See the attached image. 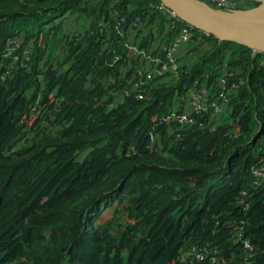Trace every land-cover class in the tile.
I'll use <instances>...</instances> for the list:
<instances>
[{
	"label": "trees",
	"instance_id": "trees-1",
	"mask_svg": "<svg viewBox=\"0 0 264 264\" xmlns=\"http://www.w3.org/2000/svg\"><path fill=\"white\" fill-rule=\"evenodd\" d=\"M159 4L0 0V264H264V54Z\"/></svg>",
	"mask_w": 264,
	"mask_h": 264
},
{
	"label": "water",
	"instance_id": "water-1",
	"mask_svg": "<svg viewBox=\"0 0 264 264\" xmlns=\"http://www.w3.org/2000/svg\"><path fill=\"white\" fill-rule=\"evenodd\" d=\"M158 1L191 28L243 45L252 56L264 54V0L248 8H220L204 0Z\"/></svg>",
	"mask_w": 264,
	"mask_h": 264
},
{
	"label": "built area",
	"instance_id": "built-area-1",
	"mask_svg": "<svg viewBox=\"0 0 264 264\" xmlns=\"http://www.w3.org/2000/svg\"><path fill=\"white\" fill-rule=\"evenodd\" d=\"M212 2L214 3L213 5L216 6V7H220V8H232L234 7L233 4L229 3L227 0H212ZM159 8L161 9H164L166 12H168L171 16H174V14L163 7V5L160 3L158 5ZM139 18L138 17H135L134 21H133V26H136V23L138 22ZM125 21V18L124 17H119V20L117 21L118 23H123ZM117 30V28H116ZM190 36V31H189V28L185 27L182 29V32L176 37L175 39V43L173 45V47L169 50L168 54H167V57H166V62L162 64V66L160 67V69L158 70H155L153 73H158V74H161L163 71H165L166 69V66L170 65L172 68H175V62H174V59L171 55V52L172 50L174 51L175 48L182 42L186 41ZM23 55L27 58L28 57V54L26 52L23 53ZM150 73H148L147 77H150ZM220 83L221 85L223 86L224 85V80L221 79L220 80ZM205 91L204 90H199L196 92V94H193L194 96V100H193V106L196 108V109H204L201 107L200 103L198 102V100H200L201 102H203L205 100V98L202 97V94L204 93ZM220 96H222V93L219 94ZM141 97V96H140ZM212 105H214L212 103ZM216 109V107H215ZM205 110V109H204ZM263 171H264V167L261 166L260 168H255L253 169V173L255 175V183L256 182H259L260 180H262V182L264 183V175H263ZM240 239L239 237H235V240H238ZM243 245L245 246V248L247 249H251L252 246L249 242V240L247 239H244L243 240ZM189 255H193L195 256L196 259L198 260H203L205 258V254L200 251L199 249L193 247L190 249L189 252H187V254L185 255L186 256H189Z\"/></svg>",
	"mask_w": 264,
	"mask_h": 264
}]
</instances>
